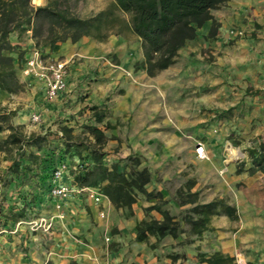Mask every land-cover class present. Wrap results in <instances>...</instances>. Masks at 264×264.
<instances>
[{"label": "rangeland", "instance_id": "1", "mask_svg": "<svg viewBox=\"0 0 264 264\" xmlns=\"http://www.w3.org/2000/svg\"><path fill=\"white\" fill-rule=\"evenodd\" d=\"M58 1L68 5L81 18L91 17L113 3L112 0H43L40 4L33 0L32 3L45 6ZM224 7L226 5L214 12H220ZM263 23L255 22L254 26H246L244 30L231 29L225 35L218 28L215 37L207 35L206 29H200L198 37L180 51L176 63L154 77L142 68L141 41L130 31L121 36L110 35L103 42L82 38L98 47L95 57L86 58L92 59L94 64L90 72L83 75L85 81L96 86L93 100H89L90 90L79 85L72 92L75 97L66 104L69 115L64 119L55 118L48 130L31 133L37 138L35 144L27 145L20 152L22 156L13 154L23 161L21 166L15 169L14 164L20 161L15 160L6 171L32 174L45 181L52 171L65 167L66 183L91 189L101 196L100 204L94 203L87 191L79 198L81 210L88 218L99 226H106L100 237L109 249L119 246V228L117 224L114 228L109 224L134 221L137 230L138 223L162 221L168 214L170 226L175 229L173 234L149 236L146 242H140L136 233V241L158 264H211L216 253L233 258L236 264H264L259 261L260 253L248 247L249 242L242 243L234 252H226L218 243L221 235L228 241L240 230L241 234L244 231V217L235 190L242 191L244 183L255 180L253 186L257 185L258 189L253 190L256 193L253 206H258L259 200L264 203V173L258 174L251 155L252 151L264 150V62L255 64L247 59L234 62V56H245L247 52L225 53L229 56L228 62H220L223 61L222 52L216 51L219 45L264 44V33H259L264 28ZM28 37H31L30 32L22 37V41ZM79 58L83 60L85 56ZM141 73L150 80L168 73L171 82L162 89L156 84L142 85L144 106L147 110L157 108L155 115H144L135 124V116L127 123L120 122L110 108L113 98L123 92L118 82L126 77L137 80L135 76ZM143 124L145 129H142ZM63 126L72 129V137L67 140L60 132ZM93 129L103 134L100 141L94 136ZM7 135L9 132L4 137ZM215 145L219 146L222 158H216L218 165L217 161L203 164L195 156L198 147L203 146L207 154ZM230 165L234 166L232 173L228 169ZM79 166H82L81 172H78ZM101 166L108 171L117 170L128 179L132 174L146 170L150 180L144 191H132L135 202L131 207L118 209L105 195L107 182L91 187L77 180L82 173L90 174ZM204 174L209 176V183L204 180ZM233 175L240 176L241 180L231 185ZM102 201L110 202L117 214L108 208L93 213L92 207L96 209ZM213 201H223L235 212L229 213L223 206H218L209 214V221L204 222L205 214L197 208ZM254 209L249 213V219L258 218ZM138 214L142 215V220L138 219ZM75 216L74 212L70 221H75ZM260 218L264 219V215ZM66 230L78 239L77 234L69 228ZM244 233L248 235L247 231Z\"/></svg>", "mask_w": 264, "mask_h": 264}, {"label": "crops", "instance_id": "2", "mask_svg": "<svg viewBox=\"0 0 264 264\" xmlns=\"http://www.w3.org/2000/svg\"><path fill=\"white\" fill-rule=\"evenodd\" d=\"M213 16L219 24V31L224 35L231 29L244 30L246 26H254L255 22H264V0H231L220 12H213ZM211 26L212 22H207L201 29H206V34L209 35ZM259 33H264V28ZM10 40L13 44H20L21 49L26 51L25 58L34 47L31 37L19 42L18 34L13 33ZM96 49H98L97 46L81 40L76 43L66 41L57 44L53 49L45 50V55L50 60L69 61L72 59L68 64L67 90L61 93L58 98L48 100L42 83L34 79H25L20 75L22 82L26 84V90L23 93L9 95L0 91L2 111L15 112L10 123L13 126L23 127L26 135L48 130L55 118L64 119L69 115L65 107L67 102L75 97L72 92H75L79 85L86 86L90 90L89 100H93L92 95L96 91V86L85 81L83 75L90 72L94 61L86 58L95 57ZM216 51L222 52L223 61L220 60V62H228L229 56L225 53L232 52L248 53L245 56H234V62L241 63L242 59H247V62L255 64L264 62V44L219 45ZM81 55L85 56V59H80ZM231 58L233 57L231 56ZM239 66H243V64ZM135 77L137 80L133 81L126 77L118 82L123 92L117 94L110 105L112 115L120 122L127 123L131 117L135 116L136 118H133V124H135L144 115H155L157 108L147 110L144 106L145 89L142 85L144 83L156 84L162 89L171 82L168 73L153 80L148 79L143 73ZM220 81L224 82V79H220ZM35 113L41 115L39 123H33L31 120ZM145 127L146 125L143 124L142 129ZM215 146L214 150L207 152L206 159L197 158L206 165L216 163L218 159L222 158L219 154V146ZM195 156H197L196 153ZM15 160L21 159H16L15 155L10 157L0 152V264H70L71 262L73 264H158L154 256L136 241V222L126 221L123 223L120 221L109 224L111 228H114L116 224L119 228L117 234L119 246L109 249L100 237L106 226L97 225L81 210L79 195L66 201L52 198L48 194L53 186L52 181L49 183L38 177H33L32 174L22 175L6 171ZM228 169L232 173L234 166L230 165ZM261 172L259 170L258 174ZM233 176L230 180L231 185L241 180L240 176ZM204 180L209 183L210 179L207 174ZM254 182L256 181L249 179L241 188L242 191L238 189L234 192L238 197L237 200L241 205L244 217L242 221L243 233L247 231L248 235L245 236L244 233L245 238H242L243 233L241 234L240 230L238 235L232 236L228 241H225L224 236L221 235L220 239L218 238V243L226 252L230 250L234 252V249L241 247L242 243L249 242L248 247L256 253H260L259 261L264 263V219L260 218L261 214L264 215V203L259 200L258 203L256 202L258 206H253V202H255L253 199L256 197L255 191L258 189L257 185L253 186ZM218 190L220 189L218 188ZM102 208H108L110 212L117 214L108 201H102L96 209L92 207V211L98 214ZM251 208H255L256 213L254 214L259 215L257 219L248 218L249 213H252ZM74 212L76 216L75 221L72 222L70 217ZM62 216L63 218H61ZM137 216L139 220H142V215L138 214ZM42 220L44 227L43 224L41 226ZM32 224H35V227L38 225V227L35 229ZM48 225L50 228L45 231L44 229ZM66 228L77 234L78 239L71 237ZM219 240L222 241L219 242Z\"/></svg>", "mask_w": 264, "mask_h": 264}, {"label": "trees", "instance_id": "3", "mask_svg": "<svg viewBox=\"0 0 264 264\" xmlns=\"http://www.w3.org/2000/svg\"><path fill=\"white\" fill-rule=\"evenodd\" d=\"M39 4L43 0H36ZM231 0H112L105 10L81 18L72 12L68 5L61 2L48 3L45 6L33 5V0H0V91L9 95H19L26 90L22 82L21 70L26 62V51L20 44H13L10 36L18 34L19 42L27 33H31L34 47L45 53L57 44L71 41L76 43L84 37L98 42L105 41L110 35L121 36L130 31L141 41L143 52L142 68L151 77L167 70L176 63L180 51L198 37V30L207 22H212L210 37H215L219 24L213 12ZM14 111H2L0 108V152L7 155L22 152L27 145L35 144L36 136L26 135L23 127L13 126L10 122ZM9 135L4 137V134ZM64 140L72 137V129L63 126L60 129ZM93 134L100 141L103 134L93 129ZM21 152V153H20ZM252 158L258 169L264 173V150L252 151ZM23 161L16 162L18 169ZM81 172V167L79 166ZM53 174L45 177L46 182L53 180ZM80 176V175H79ZM77 178L82 185L97 187L108 183L105 195L118 209L129 208L135 202L132 191H144L150 176L146 170L132 174L127 178L117 170L108 171L104 167L94 168L91 173H82ZM218 206H223L229 213L235 209L227 207L223 201H213L198 207L209 221V214ZM168 214L164 220L142 221L137 224V239L146 242L149 236L173 234ZM211 264H236L235 260L221 253L212 257Z\"/></svg>", "mask_w": 264, "mask_h": 264}, {"label": "built area", "instance_id": "4", "mask_svg": "<svg viewBox=\"0 0 264 264\" xmlns=\"http://www.w3.org/2000/svg\"><path fill=\"white\" fill-rule=\"evenodd\" d=\"M71 60L72 59L69 61L50 60L44 52L33 47L21 70V74L25 79H34L42 83L45 88L46 98L48 100H54L67 90L66 77L68 74V64ZM31 120L33 123H39L41 121V115L35 113ZM196 155L199 158L206 157L203 146L197 148ZM64 170L65 167H59L53 174V186L50 189V196L52 198L59 201H66L87 191L89 192V198L92 199L94 203L100 204L101 196L98 193L93 192L91 189H83L66 183L64 181ZM58 207L60 208L61 206ZM101 214L103 215V213ZM61 218H63V216ZM42 224L43 220L41 226ZM49 228L50 225L45 227L44 230L48 231Z\"/></svg>", "mask_w": 264, "mask_h": 264}]
</instances>
